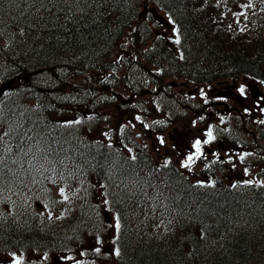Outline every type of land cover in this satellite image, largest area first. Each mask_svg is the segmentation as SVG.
I'll use <instances>...</instances> for the list:
<instances>
[{"label":"trees","instance_id":"16d2710c","mask_svg":"<svg viewBox=\"0 0 264 264\" xmlns=\"http://www.w3.org/2000/svg\"><path fill=\"white\" fill-rule=\"evenodd\" d=\"M226 1L0 0V86L12 80L0 101L1 249L77 251L105 264H264L263 168L246 184L193 182L145 149L127 155L78 135L92 134L101 117L60 136L51 125L73 112L80 121L106 115L112 97H141L133 91L142 85L124 95L100 81L115 51L130 52L119 60L160 89L168 77L190 87L264 79V20L246 18L232 30L214 17ZM150 7L175 21V48L147 27ZM252 141L263 154L264 130ZM54 176L66 185L70 217L42 234L14 188H43ZM101 201L117 214L115 226L101 218Z\"/></svg>","mask_w":264,"mask_h":264},{"label":"rangeland","instance_id":"374dc122","mask_svg":"<svg viewBox=\"0 0 264 264\" xmlns=\"http://www.w3.org/2000/svg\"><path fill=\"white\" fill-rule=\"evenodd\" d=\"M249 1L247 0H235L231 2L230 6H227V8H222V14L224 9H227L226 12L223 14L226 17V21H233L235 18V14L238 11H241L243 9L247 10V12H254V10L256 9V7H258L260 4H264V0H259L257 3H253V4H248ZM264 12V9L262 11V13ZM260 12L257 11L256 14H259ZM229 20V21H228ZM137 79H132V81H136ZM178 84V82H177ZM247 83H245V81L241 80V79H237V87L240 86H245ZM179 88H181L180 84H179ZM193 111V109H189L188 113L189 115L187 116L188 118H196V115L191 114ZM124 112V111H123ZM125 116H124V120L126 122V120H129L130 118V122L131 124L135 125L134 131L136 132L137 135H139V140L145 142V140L147 139L145 134L143 133L141 135V131L138 129V123L135 120L134 116L131 114L129 117V114L127 112H124ZM188 121V120H187ZM195 121V120H194ZM198 125V123L194 122L190 127L193 129V135L189 133L188 126H186V129L182 130L179 128H175L173 129L175 132L172 133L170 132V129L167 128L165 129L163 132L166 133L164 137H159V136H154V137H150L148 139V142H145V144H147L148 148L153 150V153L156 157H161V159L163 161H167L165 159V157L167 155L172 156V158L175 160L176 155H181L180 160L178 161V168H185V164H188L187 160L188 157L190 156L189 153L185 152L184 153V149L190 146L195 145L196 141H199L203 138V139H210L209 137V131L206 130H200V131H196L197 129L195 128ZM176 126H178V121H176ZM222 128V126H220ZM169 132V133H167ZM141 135V137H140ZM185 136V137H184ZM146 138V139H145ZM177 140V142H175ZM160 142H162L161 144H159ZM206 146H209V144L206 143ZM184 153V154H183ZM238 159H235V167L237 166V168L239 169H245L247 168V166L243 165V161L246 160L247 155L246 154H240V150L235 153L234 150L232 151V154ZM189 155V156H188ZM191 156H193V154H191ZM237 164V162H239ZM223 166L226 167V163H222ZM58 196V193L54 194V197ZM64 201L59 202L56 206H54L53 200H47V201H42L41 202V206L40 207H36L35 209H32V213H33V217L35 220L37 221H42L43 224H47L49 222V220H51L52 217H56L59 213L62 212V203ZM54 206V207H53ZM62 207V208H61ZM106 218H112L110 215ZM108 221H110V219H108ZM19 261L20 264L24 262V258L19 255V254H15L13 256H6L4 254H0V264H16V262ZM41 261V260H39ZM49 264H70L69 262H67L66 260L63 259V256H59L58 254L53 255L51 262Z\"/></svg>","mask_w":264,"mask_h":264},{"label":"bare ground","instance_id":"6f19581e","mask_svg":"<svg viewBox=\"0 0 264 264\" xmlns=\"http://www.w3.org/2000/svg\"><path fill=\"white\" fill-rule=\"evenodd\" d=\"M54 178H56V177L54 176L47 183V185L45 187H43V188H39V187L35 186V189H34V192L33 193H29L25 188H19V189H18V187L14 188L15 191H14L13 194L16 196V199L18 200V202L20 204V208L21 209H23V208L25 209L24 212H23L25 215L28 216V213H27V204H28V202L34 201L37 198V196H39V194L44 193L46 191L47 186H49V185H57L58 184V181L55 180ZM30 223H33V222L30 220Z\"/></svg>","mask_w":264,"mask_h":264},{"label":"snow or ice","instance_id":"6c2138e0","mask_svg":"<svg viewBox=\"0 0 264 264\" xmlns=\"http://www.w3.org/2000/svg\"><path fill=\"white\" fill-rule=\"evenodd\" d=\"M243 90H244L243 87H241L240 91L243 92ZM208 135H209V137L211 138V132H209ZM194 147L196 148L197 154H199V152H200V142H199V141H196ZM192 159H193V158H192V156L190 155V156L188 157V161L191 162ZM184 166L187 167L188 164H185ZM60 191H61V194L63 195V191H64V190L61 189ZM65 199H67V197H65ZM118 226H119V225H117V227H118ZM97 251H99V249H97ZM117 254H119V253L117 252ZM16 264H20V262L17 261Z\"/></svg>","mask_w":264,"mask_h":264},{"label":"water","instance_id":"95a60500","mask_svg":"<svg viewBox=\"0 0 264 264\" xmlns=\"http://www.w3.org/2000/svg\"><path fill=\"white\" fill-rule=\"evenodd\" d=\"M3 89V88H2ZM2 89L0 90V92L2 91Z\"/></svg>","mask_w":264,"mask_h":264}]
</instances>
